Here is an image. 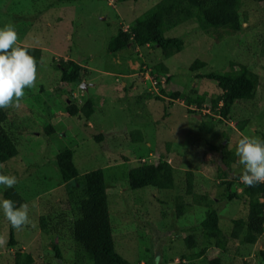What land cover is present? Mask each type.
<instances>
[{
	"label": "rangeland",
	"instance_id": "374dc122",
	"mask_svg": "<svg viewBox=\"0 0 264 264\" xmlns=\"http://www.w3.org/2000/svg\"><path fill=\"white\" fill-rule=\"evenodd\" d=\"M157 1L0 0V28L12 23L18 44L41 51L37 88L25 89L18 107L4 109L7 116L2 126L13 137L17 154L0 164V173L16 176L13 188L28 204L31 223L14 228L15 244L7 246L8 220L0 209V264H14L16 251L29 253L30 264H56L52 243L58 246L63 263L91 264L70 238L64 218H72V214L67 204L59 202L63 183L54 155L64 147L73 151L79 173L103 170L112 234L118 252L129 264H200L207 254L218 255L221 264H264L257 255L258 249L264 250V232L252 244L234 242L227 251H219L198 227L207 207L194 201L201 194L212 198L210 207L219 208V226L224 230L231 218L245 213L240 200L223 203L220 181L242 172L243 166L231 164L223 175L227 167L220 162L219 144L235 152L241 134L260 137L264 133V58L259 54L264 44V2L241 7L249 27L234 34L221 36L212 29L205 33L195 22L165 32L184 42L180 51L167 58L149 44L136 48L128 43L117 53H109L107 43L116 29L126 28ZM196 58L204 66L189 69ZM66 60L82 67L78 83L61 81L59 63ZM230 60L255 73V94L235 103L230 119L216 123L211 133H200V114L211 112L208 101L218 91L213 81L201 75L224 69ZM160 63L166 66L165 72L152 68ZM171 91L191 97L203 94L200 109L190 106L200 113H186L182 100L170 97ZM147 93L162 99L146 97ZM87 97L94 101L88 119L65 112L66 105L80 106ZM48 124L54 128L49 135L43 131ZM130 130L141 133V143L129 141ZM99 132L104 134L102 142L92 138ZM165 147L167 162L175 171L174 187L128 189L127 168L155 162ZM186 170L192 174L188 186ZM5 188L0 185V199ZM237 189L240 191L239 183ZM176 195L187 204L178 218L173 204ZM61 211L62 220L57 215ZM40 215L49 225L56 222L57 233L45 234L39 229ZM187 233L195 239L191 249L182 240ZM201 251L202 255L194 257Z\"/></svg>",
	"mask_w": 264,
	"mask_h": 264
},
{
	"label": "trees",
	"instance_id": "16d2710c",
	"mask_svg": "<svg viewBox=\"0 0 264 264\" xmlns=\"http://www.w3.org/2000/svg\"><path fill=\"white\" fill-rule=\"evenodd\" d=\"M260 2H264V0H159L135 17L125 30L120 27L117 28L114 34L110 36L106 48L109 53L115 54L124 49L128 43L135 47H143L149 44L150 47L158 48L163 57L167 58L180 51L184 42L180 36H167L165 32L182 24L195 22L196 26L205 33L212 29L221 36L234 34L249 27L247 16L241 14V7L245 3L258 4ZM218 38L221 39L222 37ZM23 46L30 50L38 64L41 55L40 49L27 45ZM259 54L264 58V44L260 45ZM204 64L202 60L196 58L190 63L189 69L195 70ZM59 67L62 82H79L82 67L78 63L66 60L60 62ZM152 68L157 69V71L165 72L166 70L163 63L155 64ZM201 76L213 81L218 89L217 93L212 94L208 101L211 112L200 114L199 125L197 124V130L200 133L209 134L216 123L230 119L235 103L253 97L257 85V76L248 66L235 63L232 60L228 61L224 69L210 71ZM160 92L165 93L161 89ZM145 95L146 97H154L156 100L162 99V96L159 95L150 96L148 93ZM169 95L172 99L180 98L182 100L186 106V113H200L190 106L194 105L200 109L204 101L203 94L191 97L178 91H171ZM93 109L94 101L91 97H87L80 106H76L72 102L65 106V112L68 115H81L85 119L91 116ZM6 116V110L0 109V164L17 154L13 137L2 126ZM203 118H205L204 121ZM241 123L243 124L244 121ZM43 131L49 135L54 132V128L48 124L44 126ZM127 137L132 142L141 143L143 140L138 130H130ZM92 138L97 142H102L104 134L99 132L94 134ZM260 138L264 139V133L260 135ZM219 147L220 162L227 167L225 171H222L223 175H226L231 164L242 166L235 154L236 151H228L225 144H219ZM167 150L165 147V153L157 154L155 162H141L128 167L126 170L128 189L142 187H153L158 190L172 189L175 171L167 162ZM54 165L63 183V193L59 202L67 204L68 210L72 214V218H64L68 220L67 230L70 238L81 247L91 264H129L128 260L118 252L112 234L103 170L97 168L79 173L73 161V151L69 147L60 149L54 155ZM183 174L188 186L191 182V171L186 170ZM241 174L242 172L239 171L231 178L224 179L223 176L220 181V184L224 186L223 203L240 200L245 206V213L242 216L237 215L229 220L230 226L227 230L219 226L217 213L219 208L210 207L211 202H213L212 198L201 194L194 200L207 207L203 218L198 223L199 229L211 239L212 247L222 252L227 251L229 245L234 242L252 244L256 241V236L264 232V183H259L254 187L246 186L239 179ZM238 183L240 184V191L237 189ZM60 193L61 190L58 194ZM2 198L13 200L17 207L23 203L22 198L14 188L3 189ZM173 204L175 217L178 218L183 215L187 204L179 195L175 196ZM63 214L61 211L57 215L61 219ZM38 227L45 234H53L58 231L56 222L49 225L43 215L38 218ZM13 230L14 228L8 221L7 246L15 244ZM182 240L187 249L195 246L192 233H187ZM52 249L54 257L58 260L56 264H65L62 262L61 252L56 243H52ZM201 253L203 252L196 253L194 257L202 255ZM257 255L264 263V250L262 248L257 250ZM31 262L32 257L29 253L19 251L14 253V264H30ZM199 262L200 264H221L220 258L216 254L211 256L207 254ZM189 264L195 263L190 262Z\"/></svg>",
	"mask_w": 264,
	"mask_h": 264
},
{
	"label": "clouds",
	"instance_id": "9594fccd",
	"mask_svg": "<svg viewBox=\"0 0 264 264\" xmlns=\"http://www.w3.org/2000/svg\"><path fill=\"white\" fill-rule=\"evenodd\" d=\"M17 41L18 32L12 23L0 28V109L18 107L26 95L25 89L37 88V60ZM235 154L243 166L240 181L249 187L264 183V139L241 134ZM16 183V176L0 173V185L13 188ZM0 209L13 228L31 223L26 203L17 207L11 199H0Z\"/></svg>",
	"mask_w": 264,
	"mask_h": 264
},
{
	"label": "water",
	"instance_id": "95a60500",
	"mask_svg": "<svg viewBox=\"0 0 264 264\" xmlns=\"http://www.w3.org/2000/svg\"><path fill=\"white\" fill-rule=\"evenodd\" d=\"M80 86L82 87V86H83V84L81 83V84H80ZM83 87H84V86H83ZM197 117H199V115H197Z\"/></svg>",
	"mask_w": 264,
	"mask_h": 264
},
{
	"label": "crops",
	"instance_id": "0c3cea01",
	"mask_svg": "<svg viewBox=\"0 0 264 264\" xmlns=\"http://www.w3.org/2000/svg\"><path fill=\"white\" fill-rule=\"evenodd\" d=\"M136 48H137V47H136ZM131 68H134V65H133V64L131 65Z\"/></svg>",
	"mask_w": 264,
	"mask_h": 264
},
{
	"label": "built area",
	"instance_id": "2783aa9c",
	"mask_svg": "<svg viewBox=\"0 0 264 264\" xmlns=\"http://www.w3.org/2000/svg\"><path fill=\"white\" fill-rule=\"evenodd\" d=\"M147 75H145V79H146Z\"/></svg>",
	"mask_w": 264,
	"mask_h": 264
}]
</instances>
